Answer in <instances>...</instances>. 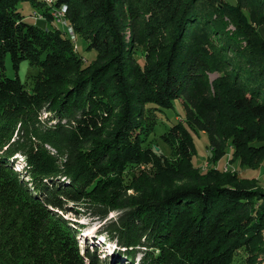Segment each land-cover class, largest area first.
<instances>
[{
    "label": "trees",
    "instance_id": "1",
    "mask_svg": "<svg viewBox=\"0 0 264 264\" xmlns=\"http://www.w3.org/2000/svg\"><path fill=\"white\" fill-rule=\"evenodd\" d=\"M248 6L0 0V264H236L241 250L256 262L264 193L193 161L205 134L214 162L228 147L237 165L264 163V21ZM7 58L37 74L9 76ZM66 211L118 212L99 232L114 254L79 242Z\"/></svg>",
    "mask_w": 264,
    "mask_h": 264
},
{
    "label": "rangeland",
    "instance_id": "2",
    "mask_svg": "<svg viewBox=\"0 0 264 264\" xmlns=\"http://www.w3.org/2000/svg\"><path fill=\"white\" fill-rule=\"evenodd\" d=\"M249 3L248 8L243 9L242 12L246 13L247 17H250V19L254 18L256 21H264V9L258 5L256 0H247ZM255 1V2H254ZM21 12L25 14L26 20L28 23H35L36 19L34 15H30L33 12V8L29 5H24L21 7ZM41 15H39L40 17ZM62 16L58 13H55L54 18L55 22L63 24ZM61 18V19H60ZM225 25V30L228 32H234L236 30L235 25L232 21H229L227 16H223V21ZM65 23V22H64ZM60 26V25H59ZM67 34L69 35L71 42L73 44V47L75 49H78L85 57V62H88L92 60L94 57L91 56V52L85 51V43L81 38L74 36L73 30L70 26L67 27ZM6 73L9 76L15 77L19 76V78L25 82L30 79L31 76L37 74V68L35 66L30 65L27 61H23L18 69V72L13 68L11 61L9 58L6 60ZM214 74H210L209 78H213ZM177 108L180 110L182 108V103L180 101L176 102ZM172 114H169V117H171ZM162 118L168 122L167 115L163 114ZM169 123V122H168ZM195 142V148H196V154L193 158L194 165H196L199 168V171L205 172L209 168H218L222 170L223 172H231L236 173L239 177L242 178H249L251 179L248 181L252 187L259 190L260 192L264 193V163L261 165L256 166V164L251 168L249 166H240L237 165L236 162H232L230 159L232 157L230 153V148L227 147L228 153L221 158L218 161H212L211 158H209L210 154V147L206 146L208 144V139L205 134H201L199 136H195L194 138ZM146 168L145 166H139L136 167L135 171L138 172L141 169ZM67 206L70 207H76L71 202L67 203ZM79 209V211L82 210V208L76 207ZM72 209V208H70ZM88 213H90L89 210H85ZM64 216H66L68 219L75 221L79 223L82 227H80L79 232V242L84 244V242L90 243L92 242L93 245L100 249L99 257L102 259L104 256L113 255L115 252V244L108 242L106 240L107 236L105 232H103L101 235H99L100 230L109 222L117 218L118 212L112 211L108 214V216L105 219H99L96 216H92V214L86 216L78 215L74 211H66L64 212ZM89 228H92V231L89 232ZM264 235V233H263ZM264 246V244L262 245ZM91 248V245H90ZM113 248V249H112ZM264 250H260L259 253H257L256 257L257 260L254 264H264L263 256L261 253ZM139 257V256H138ZM236 264H250L248 262L247 253L245 251H240L236 254Z\"/></svg>",
    "mask_w": 264,
    "mask_h": 264
},
{
    "label": "bare ground",
    "instance_id": "3",
    "mask_svg": "<svg viewBox=\"0 0 264 264\" xmlns=\"http://www.w3.org/2000/svg\"><path fill=\"white\" fill-rule=\"evenodd\" d=\"M58 14L61 15L60 12H58ZM60 19H61V18H60ZM63 24H65L64 21H63ZM91 231H92V228H89V232H91Z\"/></svg>",
    "mask_w": 264,
    "mask_h": 264
},
{
    "label": "built area",
    "instance_id": "4",
    "mask_svg": "<svg viewBox=\"0 0 264 264\" xmlns=\"http://www.w3.org/2000/svg\"><path fill=\"white\" fill-rule=\"evenodd\" d=\"M61 13V12H60ZM61 16H62V13H61Z\"/></svg>",
    "mask_w": 264,
    "mask_h": 264
}]
</instances>
